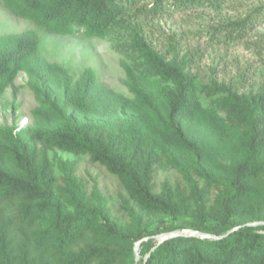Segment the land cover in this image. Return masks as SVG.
Instances as JSON below:
<instances>
[{
    "label": "rangeland",
    "instance_id": "1",
    "mask_svg": "<svg viewBox=\"0 0 264 264\" xmlns=\"http://www.w3.org/2000/svg\"><path fill=\"white\" fill-rule=\"evenodd\" d=\"M249 16L250 25L239 35L238 23ZM255 16L258 17L253 20ZM22 32L36 33L37 55L69 74L70 110L76 120L94 119L106 124L123 121L132 125L140 140L126 143L116 139L114 146L124 148L140 171L145 162H151L152 194L171 200L179 214L173 218L149 207L106 165L93 161L89 154L35 140V165L40 167L44 154L52 177V201L59 209L76 210V187H79L88 206L100 204L119 229L131 234L161 229L171 222L182 225L181 232L192 233L193 225L214 220L217 205L224 194L230 192L225 182L233 178L244 157L242 142L248 135L246 113L236 111L233 100L240 97L264 99V0H139L101 37H88L83 31L50 32L13 14L0 0V37ZM154 58L180 65L191 76L197 105L191 112L178 114L176 118L186 137L201 151L202 165L210 171L213 180L196 174L190 165L192 152L182 149L161 124L168 112L161 90H174L176 81L168 79L153 64ZM87 71L93 73L94 84L91 91L85 93ZM27 81V74L20 71L0 94V166L10 170L15 168L11 152L19 148L15 132L10 135L8 128L15 125L17 131L56 121L54 114L39 107ZM133 84L145 98L136 93ZM49 90L54 95L61 91L56 72L52 73ZM261 117L258 131L264 141V109ZM159 147L179 153L196 189L201 191L205 208L201 218L193 214L197 209L194 185L158 151ZM262 158L264 162V152ZM244 182L263 189L264 173H246ZM33 200L24 194L4 199L0 193V222H10L9 236L15 254L19 253L24 236L28 237L34 253L50 264L62 258L61 252L76 253L86 247L106 245L100 237L102 221L96 219L91 229L65 250L57 251L51 242L38 247L32 233L48 227L53 215L43 211L34 223L21 220V210ZM182 202L188 207L186 211ZM242 221L257 223L251 215ZM162 234L154 237L161 240ZM116 249L123 254L119 264L142 261L138 242L131 251L128 246Z\"/></svg>",
    "mask_w": 264,
    "mask_h": 264
},
{
    "label": "trees",
    "instance_id": "2",
    "mask_svg": "<svg viewBox=\"0 0 264 264\" xmlns=\"http://www.w3.org/2000/svg\"><path fill=\"white\" fill-rule=\"evenodd\" d=\"M13 14L29 19L40 27L57 34L83 31L88 37H101L107 29L122 20L125 11L139 0H1ZM255 16L253 20L257 19ZM251 18L238 23L241 35ZM252 20V21H253ZM250 21V22H249ZM234 24H231L233 26ZM38 36L34 32H22L0 37V94L10 84L18 72L28 76L27 87L35 95L39 107L56 116L50 125L34 128L23 127L16 131L12 125L8 128L18 142V151L11 152L14 160L13 170L0 166V193L2 198L11 199L24 194L32 197L20 212V219L34 223L37 215L43 211L52 213L51 223L43 230L32 233L38 247L52 243L57 251L65 250L73 242L85 235L96 219L102 221L100 237L106 245L86 247L76 253L61 252L62 257L56 264H119L123 254L117 247H131L138 242L142 256L140 264H264V188L246 185L244 175L249 172L264 173V141L258 131L264 99L258 97H240L234 101L238 112L246 113L248 135L242 142L244 157L235 170L233 178L226 181L229 193L224 194L210 223L200 222L192 226V231L213 235L214 237L191 235L190 233L167 236L157 239L159 233L181 232L182 225L171 222L161 229L131 234L117 227L99 204L90 207L83 201L81 188L75 200L74 212L59 209L52 201L50 185L52 177L47 170L45 155H41L40 167L35 165V140L42 144L56 146L72 152L89 154L93 161H98L117 175L123 183L133 190L149 207L165 212L176 218L178 207L169 199L155 197L149 186L151 162L144 163L138 170L132 158L125 154L124 148H117L113 141L131 143L139 141L131 124L118 121L106 124L94 119L76 120L70 110L71 79L69 74L58 65L44 61L36 53ZM153 64L168 79L176 81L174 90L163 89L161 95L167 104V116L161 124L176 140L178 145L192 152V169L208 180H213L210 171L201 161V151L189 140L176 118L178 114L191 112L197 105L191 76L180 65H171L161 58H154ZM56 72L60 80L61 91L52 94L49 90L52 73ZM94 75L86 72L84 92L91 91ZM136 93L145 98L140 89L133 84ZM225 105V103H224ZM158 151L169 158L176 168L194 185L197 209L193 214L197 218L205 215L201 191L179 153L159 147ZM183 210L187 205L182 202ZM250 211H247V210ZM251 215L256 221L249 224L242 219ZM237 227V229H234ZM10 222H0V264H50L34 253L28 237L24 236L15 254L12 238L9 236ZM226 234V235H225ZM220 236L219 238H216ZM146 238V239H145Z\"/></svg>",
    "mask_w": 264,
    "mask_h": 264
},
{
    "label": "water",
    "instance_id": "3",
    "mask_svg": "<svg viewBox=\"0 0 264 264\" xmlns=\"http://www.w3.org/2000/svg\"><path fill=\"white\" fill-rule=\"evenodd\" d=\"M234 229H237V227H235ZM183 232H177V231H173V232H169V233H164V234H162V236H161V239H164V238H166L167 236H172V235H176V234H182ZM191 235H198V234H202L203 236H207V237H209V236H213V235H207V234H204V233H199V232H197V231H194V232H192V233H190ZM226 235V234H225ZM220 236H218V237H216V238H219ZM146 239V238H145Z\"/></svg>",
    "mask_w": 264,
    "mask_h": 264
},
{
    "label": "built area",
    "instance_id": "4",
    "mask_svg": "<svg viewBox=\"0 0 264 264\" xmlns=\"http://www.w3.org/2000/svg\"><path fill=\"white\" fill-rule=\"evenodd\" d=\"M261 232H263V233H264V230H261Z\"/></svg>",
    "mask_w": 264,
    "mask_h": 264
}]
</instances>
